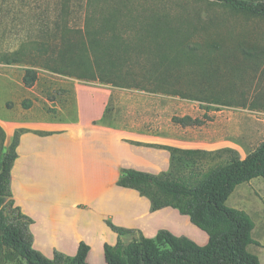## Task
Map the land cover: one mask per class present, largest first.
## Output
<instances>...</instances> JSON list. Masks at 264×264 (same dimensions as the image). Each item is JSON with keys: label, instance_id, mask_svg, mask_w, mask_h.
Wrapping results in <instances>:
<instances>
[{"label": "trees", "instance_id": "obj_1", "mask_svg": "<svg viewBox=\"0 0 264 264\" xmlns=\"http://www.w3.org/2000/svg\"><path fill=\"white\" fill-rule=\"evenodd\" d=\"M19 2L0 0V25L4 18H8V24L13 22L10 16L15 9L23 12L25 0ZM157 2L166 11L146 15L137 12L133 0H84L85 22L72 27L71 0H58L54 6L40 10L37 22L24 34L18 32V43L13 49L0 51V63L25 62L53 73L122 88L181 95L196 101L211 100L222 105H247L246 99L240 101L244 94L235 91L232 75L245 72L254 56L248 39L240 40L231 49L233 52L230 50L232 54H225L222 43L232 40V33L221 34L210 28L221 22L218 15L202 19L194 11L181 20L179 12L167 11L165 1ZM211 3L243 15L264 17V0H212ZM202 30H207L204 44L198 37ZM235 48L242 55L239 63L233 60L238 56L234 54ZM219 56L224 59L223 65L216 60ZM36 76V71L26 73L24 84L32 85ZM205 82L212 89L208 94H202ZM181 86L195 92L185 91ZM173 120L184 126L198 122L190 117ZM16 143L17 140L0 158V253L5 251L4 261L88 264L90 246L83 241L72 256L55 253L47 258L33 247L28 229L32 219L10 198V171L17 157ZM4 146L5 132L0 126V151ZM168 148L171 154L168 171L151 174L123 169L117 184L148 197L153 211L172 207L187 215L192 224L208 235L207 244L201 246L189 236H177L165 229L152 238L140 233L138 238L124 244L121 236L133 229L107 221L118 239L114 245H103L106 262L261 264L258 256L247 249L250 244H260L252 236L254 220L246 211L227 206L226 200L238 185L256 177L264 178V138L244 157L232 156L200 174L193 168L187 173H181V169L196 163L205 154L202 149Z\"/></svg>", "mask_w": 264, "mask_h": 264}, {"label": "crops", "instance_id": "obj_2", "mask_svg": "<svg viewBox=\"0 0 264 264\" xmlns=\"http://www.w3.org/2000/svg\"><path fill=\"white\" fill-rule=\"evenodd\" d=\"M76 84L75 105L70 110L60 106V116L57 115L56 120L23 121L24 124L15 121L14 110L19 117H29V109L23 108L20 98L14 103V109L10 103L7 104L11 120L1 124L5 132L6 151L10 148L13 134L21 131L16 144L17 157L10 171V198L32 219L28 229L33 237V247L46 257H53L55 253L71 256L81 241L89 245V238L97 237L104 245L108 232L115 234V242L110 243L114 245L118 235L107 221L149 238L161 229L185 236V232L173 224L174 219L181 218L174 208L153 211L148 197L117 184L118 171L166 172L171 161L168 147L212 151L211 146L215 143L198 139L194 146H190L183 134L175 132L173 121L145 118L141 105L134 102V93H116L118 87L114 86H95L85 82ZM91 86L94 89L89 91ZM112 97L126 101L123 105L116 102L118 105L113 109L116 112L119 106L125 108L122 119L116 116L104 119L105 109ZM97 98H100L98 104ZM84 99L89 111L84 110ZM66 111L73 112L74 116L64 120L68 123L60 124L63 120L58 118L64 119L62 115ZM70 115H66V119ZM85 132L87 137H84ZM94 139L110 146V151L103 153L108 157L98 155ZM157 155L161 156L160 161ZM69 159L78 170L79 183H74L70 175ZM98 159L104 160L102 170L111 177V181L103 187L92 184L87 187L85 168L91 180L92 176L97 178L95 168ZM83 171L84 183L80 177ZM88 188L91 194H88ZM79 210L84 213L78 218ZM69 225L72 229L68 228ZM46 240H57L59 243H47Z\"/></svg>", "mask_w": 264, "mask_h": 264}, {"label": "rangeland", "instance_id": "obj_3", "mask_svg": "<svg viewBox=\"0 0 264 264\" xmlns=\"http://www.w3.org/2000/svg\"><path fill=\"white\" fill-rule=\"evenodd\" d=\"M12 1H15V3L19 2V0ZM57 1L58 0H25L23 3L25 6L22 9L23 12L15 9L14 13L10 16L13 22L8 24V18H4L3 23L0 25V51L13 49L18 43V32L24 34L32 23L37 22L38 12L40 10H46L45 8L48 6H54ZM133 1V7L135 6L137 8L138 13L150 15L151 13H156V11H166L164 8L160 7V3L157 2L161 0ZM163 1L167 3L166 7L168 12H179L177 14H182L180 16L178 15L181 20L186 18L187 13H193L194 11H198L202 19H206L212 15H218L221 19V24L210 26V28L214 30V32H220L221 34H226L228 32L232 33V36H230L232 40H226L222 43L225 54H232L231 49H233L234 46L236 47L240 40L248 39L249 45L251 46L250 49L254 55L250 59L251 61L249 60L250 62L247 63L245 72H237L232 75L233 80L235 79L234 83L236 82L235 91L244 94L243 98H239L240 101L246 99L245 102H247V105L244 106L222 105L214 103L211 100L196 101L191 98H184L181 95L156 93L139 88H117L116 93L125 92L126 95H128V93L136 94L134 102L141 105L144 111L142 114H146L145 118L153 117L163 122L173 121L175 132L183 134L184 139L188 140L190 146H194L195 141L198 139L215 143L211 146L214 149L212 151L199 148L202 149L205 154H203L196 163L190 164L188 168L184 167L181 169V173H187L188 169L193 168L195 173L200 174L211 166L227 162L232 156L241 157L246 155L264 138V17L247 16L242 13L232 12L225 7H221V5L210 4L212 0ZM174 1H177L176 3H178L179 6L174 4ZM18 4H20V2ZM71 4L73 8L69 16V24L72 27L82 26L85 22L86 13V9L84 10V0H71ZM56 8H58V6ZM126 13H129V11H126ZM127 31L129 32V30ZM198 37L200 43L204 44L207 37V30H202V32L198 34ZM235 49L237 51V48ZM234 54L238 55L239 53L237 51L234 52ZM241 58L242 55H238L236 58H233V60L239 63ZM216 60L219 64L223 65V57L219 56ZM32 71H36L37 73L36 80L32 85L27 86L24 84L23 78L26 73ZM224 74L230 75L228 73ZM81 82L95 86H112L103 84L99 81L78 79L53 73L39 66H32L25 62L13 64L0 63V126L3 122L11 120L9 119V112L6 110L7 104L10 103L11 108L14 109V103L20 98L22 99L21 105L23 108L29 109V117H19L17 116V110H14L13 119L15 121L24 124L25 122L23 121L44 120L46 122L48 120H56L57 115L60 116V106L65 110H70V107L75 105L74 88L77 85L76 83ZM180 88L190 93L195 92L194 89L183 86ZM88 89L92 91L94 88L91 86ZM211 90L212 89H210L209 85L205 82L202 88V94H208ZM86 94L89 95L88 93ZM99 100L100 98H97L96 104L99 103ZM116 102L123 105L126 101L120 99L115 100L114 97H112L105 109L104 119L114 116L118 119L123 118V113L126 111L123 106L116 108V112L113 111L115 105H118ZM84 110H90L86 99H84ZM69 114H71L70 117L66 119V115ZM71 116H74V113L66 111L62 115V117L65 118H58V120H63L60 124L68 123V121L64 120H70ZM184 117L196 119L198 122L191 125L180 126L181 124L178 125L179 123L173 120L175 118ZM20 132L21 131L13 134L11 142L9 141V146L16 140L18 142ZM201 132H203V134ZM84 137H87V132L84 133ZM94 142L95 151L98 155L108 157L103 155V153H108L110 151V146L99 143L96 139H94ZM7 151H9V149ZM4 152H6V150L0 151V158ZM157 157L160 161L161 156L157 155ZM103 162L104 160L102 159L97 160L98 166L95 168L97 178L92 176V180L88 176V169L85 168L87 187H89L90 184L103 187L111 181V177L102 170ZM122 170L120 171L119 169V176ZM69 171L73 182L79 183V178L77 177L78 170L74 168L71 159H69ZM147 172L156 174L153 173L155 172L153 170ZM80 177L82 183H84V171L80 173ZM99 177L100 180L98 181ZM88 194H91L90 188H88ZM226 205L246 211L254 220L256 225L252 231V236L259 241L260 244H250L247 246V249L249 252L257 255L260 263L264 264V178L256 177L238 185L226 200ZM8 211L9 209L6 207L5 212ZM174 211L176 215H179L178 217L181 218H179V220L174 219L173 224L179 227V229L185 232V236H189V238L194 240L197 244L201 246L206 245L208 242V235L192 224L187 215L180 214L175 208ZM83 213V210H79L77 212L78 218L82 216ZM168 227H170V225H168ZM68 228L72 229V226L69 225ZM108 233L109 234L105 237L107 243L109 242L108 244H110L115 242V234L113 232ZM138 235L139 234L133 230V232L121 236L120 239L124 244H128L132 240L138 238ZM87 240L91 247V251L87 257L88 264H108L104 257L103 244L101 241H99L97 237ZM46 241L47 243H59L57 240ZM4 252L0 253V264L6 260ZM67 252H69L68 249ZM3 264L26 263L22 259H17L4 261Z\"/></svg>", "mask_w": 264, "mask_h": 264}]
</instances>
